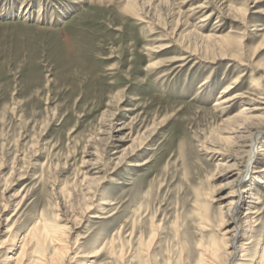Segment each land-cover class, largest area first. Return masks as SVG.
Here are the masks:
<instances>
[{"label": "rangeland", "instance_id": "rangeland-1", "mask_svg": "<svg viewBox=\"0 0 264 264\" xmlns=\"http://www.w3.org/2000/svg\"><path fill=\"white\" fill-rule=\"evenodd\" d=\"M242 108L264 131V0H0V243L41 221L61 227V264H196L249 159L223 140ZM2 247L6 264L19 250Z\"/></svg>", "mask_w": 264, "mask_h": 264}, {"label": "bare ground", "instance_id": "bare-ground-1", "mask_svg": "<svg viewBox=\"0 0 264 264\" xmlns=\"http://www.w3.org/2000/svg\"><path fill=\"white\" fill-rule=\"evenodd\" d=\"M127 6L132 7V9L137 8L135 2L133 1H130ZM208 39L211 38L209 37ZM237 84L238 80H236L233 85L231 84L225 87V89L222 91V95L218 96L220 104H231L233 101L239 98L238 96L234 95L230 97V93L236 88L234 86ZM247 110L248 109L243 108L240 109L238 114L234 117V121L238 123L237 125H234V128L231 131H229V134H232V136L223 138V140L227 141V143H231L239 150H242L239 153L246 154V157H249L247 165H245L243 168L240 167L239 169H236L234 173L236 176V187L230 193V195H228L229 198L232 199L227 204L229 205L228 210L230 211V219L229 221H221L220 227L223 230L221 239H212L206 244H200V257L196 264H250L248 263L250 262L249 259H247V246L251 245L252 243L249 234L252 233L254 224L256 222L254 219L260 214L256 209V205L260 204V197L258 193L259 189L257 188L258 186H256L254 189H246L243 186L252 179L258 182L260 185L264 184L260 179L261 177L256 176V174L264 173V170H256L257 168L255 167L258 161V154H261L264 159V148L260 149L258 147L260 140L264 137V131L255 130L257 128L254 129L252 121L256 120V118L250 116V111L247 112ZM252 110L257 111L258 109ZM128 138L129 135L121 136L117 139L116 143L122 144L127 141ZM120 147V145H116L114 147L116 152L113 154H118ZM140 149L141 145L136 147L134 146L128 151L123 150L120 158L118 157L117 160L121 161L123 158L129 159L132 156H135L136 152H138ZM213 152L215 154L219 153L217 150ZM239 158L234 157V160L238 161L240 160ZM142 165L143 164H134V167H139ZM245 198L249 199V202H245ZM101 204L103 205L104 203ZM244 206H246V209H244L245 213L239 218L240 209H243ZM3 211H5V209H3ZM93 218L98 217L94 216ZM8 221L9 218L6 219L5 223ZM5 233H7V231ZM0 236H3L1 231ZM19 243V246L16 247L18 242L12 237H7L0 243V249L5 245L9 248L10 254L16 250L15 248H18L19 250L15 255L6 257V264H61L62 259L65 257V249L63 248L64 237L61 227L57 225H50L46 223L43 224L41 221H37L29 229L26 236L22 237ZM114 245L115 243L110 244V246H112L111 254L115 257H121L122 249L119 251V253H117L116 246ZM50 247H52L51 253L48 252ZM96 254L97 251H92L87 259L95 258ZM259 257V264H261L264 261V247Z\"/></svg>", "mask_w": 264, "mask_h": 264}]
</instances>
